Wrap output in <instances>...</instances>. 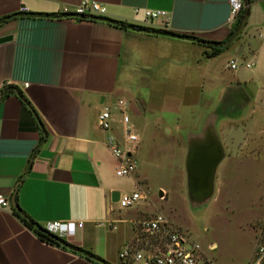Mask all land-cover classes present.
<instances>
[{
    "label": "crops",
    "instance_id": "0c3cea01",
    "mask_svg": "<svg viewBox=\"0 0 264 264\" xmlns=\"http://www.w3.org/2000/svg\"><path fill=\"white\" fill-rule=\"evenodd\" d=\"M81 1L0 0V18L15 15L0 24V36H12L0 43V84H7L0 96V195L10 204L14 196L19 209L0 206V264H102L79 249L122 264L120 248L135 240L137 221L152 215L145 199L125 209L111 200V192H125L106 146L107 133L97 122L105 105L113 107L112 130L120 141V99L127 102L124 112L133 127L141 119L154 138L172 117L166 138L181 154L209 126L225 149L221 133L240 119L239 108L234 119L228 111L238 97L240 77L236 72L220 77L214 60L230 50L233 38L248 32L264 0H251L240 32H233L228 0H93L104 6L105 15H57ZM145 9L164 10L167 20L148 24ZM110 20L209 42L230 39L223 52L207 57L210 49L197 41L123 29ZM230 60L225 69H231ZM194 122L200 123L196 133L181 134L180 123ZM137 133V167L128 177L132 191L144 181L136 157L142 135ZM22 218L42 227L53 221L83 226L64 238L73 248L64 247L41 239Z\"/></svg>",
    "mask_w": 264,
    "mask_h": 264
},
{
    "label": "rangeland",
    "instance_id": "374dc122",
    "mask_svg": "<svg viewBox=\"0 0 264 264\" xmlns=\"http://www.w3.org/2000/svg\"><path fill=\"white\" fill-rule=\"evenodd\" d=\"M258 5L248 32L233 38L230 50L214 60L220 77H232L235 72L240 77L238 97L228 111L231 119L238 108L241 115L221 133L225 157L217 167L209 198L201 201L189 194L187 154L174 149L166 138L167 129L173 127L172 117L166 118V128L155 138L141 119L134 120L135 130L142 135L136 157L144 178L138 191L145 195L146 211L163 214L189 235L208 264H247L264 229V1ZM231 58L238 65L236 71L224 68ZM246 62L254 65L247 68ZM217 81L215 77V85ZM180 125L181 134H194L200 123ZM206 130L207 137L211 127ZM120 182L125 193L133 190L128 176Z\"/></svg>",
    "mask_w": 264,
    "mask_h": 264
},
{
    "label": "built area",
    "instance_id": "2783aa9c",
    "mask_svg": "<svg viewBox=\"0 0 264 264\" xmlns=\"http://www.w3.org/2000/svg\"><path fill=\"white\" fill-rule=\"evenodd\" d=\"M230 4L231 20H234L243 6L242 0H228ZM21 11H26L21 8ZM104 6L93 0H82L74 8L64 6L58 16L70 18H90L105 15ZM164 10H144V21L150 24L153 20L162 18L167 20ZM253 62H246L245 67L250 68ZM231 69L238 65L234 60L228 63ZM7 84H0V96L7 93ZM6 87V88H5ZM117 105L121 110L124 140L120 141L113 132V107L105 105L97 116L99 127L105 131L106 146L116 160L115 175L118 177L132 176L137 167L134 157L140 136L135 132L129 116L124 112L127 102L118 100ZM143 192L138 190L130 193H121L116 204L120 209L136 205L144 199ZM10 201L0 195V206H10ZM81 221H53L48 222L43 228L48 232L67 238L75 234L76 228L82 227ZM118 258L122 264H208L200 252L199 246L192 241L189 235L176 228L163 214H155L137 221L135 240L124 244ZM247 264H264V229L261 232V241L256 245Z\"/></svg>",
    "mask_w": 264,
    "mask_h": 264
},
{
    "label": "water",
    "instance_id": "95a60500",
    "mask_svg": "<svg viewBox=\"0 0 264 264\" xmlns=\"http://www.w3.org/2000/svg\"><path fill=\"white\" fill-rule=\"evenodd\" d=\"M11 35L0 36V43L11 40ZM209 130V129H208ZM207 130L201 137L189 142L186 158L187 186L189 194L198 200H205L211 196L214 189L215 173L218 165L225 157L224 149L211 129V135L207 136ZM205 136L208 140L202 139ZM117 191L111 192V200L116 202L119 199ZM162 196V193H161ZM11 205L16 208L14 196Z\"/></svg>",
    "mask_w": 264,
    "mask_h": 264
},
{
    "label": "trees",
    "instance_id": "16d2710c",
    "mask_svg": "<svg viewBox=\"0 0 264 264\" xmlns=\"http://www.w3.org/2000/svg\"><path fill=\"white\" fill-rule=\"evenodd\" d=\"M242 2H243V6L240 9V11L238 12V14L235 18V21H234L233 32H240L243 29V27L246 25L247 19L249 17L251 0H242ZM14 16H15L14 14H11V15L1 17L0 18V24L7 21L8 19H10ZM109 22L114 23L115 25H117L123 29H130V30H135V31H144V32L153 33V34L166 35V36L177 37V38H186L189 40L197 41V42L205 45L207 48L210 49L209 51L206 52L207 57H212V56L218 55L221 52H223L225 47H226V43L230 39V37H229L226 42H209V41L199 39V38L191 36V35L179 34V33L172 32V31H169L166 29H157V28H153V27H147V26L132 24V23H128L125 21L110 20ZM17 209H18L17 207L13 208V210L15 212L17 211ZM22 220H23V222H25V224L28 227L33 228L34 231L36 232V234L41 239H43L44 241L51 243V244L59 245V246L62 245L64 247H72L73 248V246H71L64 238H61L59 236H56V235L48 232L42 226L35 224L31 219L22 218ZM74 249H77V248H74ZM79 250L84 252L88 257H91V258L97 260L98 262H100L102 264H109L105 260L101 259L100 257L92 254L91 252L84 251L82 249H79Z\"/></svg>",
    "mask_w": 264,
    "mask_h": 264
}]
</instances>
